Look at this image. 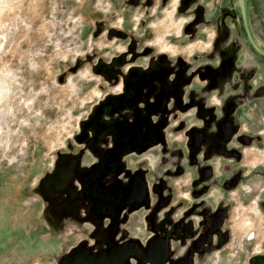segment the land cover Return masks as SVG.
<instances>
[{"label":"flooded vegetation","instance_id":"1","mask_svg":"<svg viewBox=\"0 0 264 264\" xmlns=\"http://www.w3.org/2000/svg\"><path fill=\"white\" fill-rule=\"evenodd\" d=\"M209 1L178 0L180 14L193 9L180 36L207 42L189 57L145 43L142 28L108 32L123 48L96 63L109 90L78 134L83 164L69 172L78 206L98 227L97 257L118 256L116 264H264V244L250 249L258 236L230 221L237 197L255 196V210L264 212V154L251 156L264 143L236 136L234 114L247 107L223 90L244 58L238 49L247 36L236 0L205 7ZM144 3L147 18L151 3ZM244 7L247 22L246 0Z\"/></svg>","mask_w":264,"mask_h":264},{"label":"rangeland","instance_id":"2","mask_svg":"<svg viewBox=\"0 0 264 264\" xmlns=\"http://www.w3.org/2000/svg\"><path fill=\"white\" fill-rule=\"evenodd\" d=\"M144 2L0 0V264H61L81 244L96 250L98 227L78 206L69 172L84 161V145L75 137L109 90L93 68L123 48L108 32L142 28L138 33L149 35L145 43L170 55L189 57L207 44L180 36L193 9L183 15L178 0H150L146 18ZM246 3L249 32L264 51V0ZM231 11L237 12L235 1ZM234 25L231 19V29ZM243 40L238 51L249 58L254 76L244 78V60L238 58L227 84L247 107L234 114L236 136L264 143V78L257 82L264 58ZM253 148L252 157L264 154V147ZM234 199L230 221L258 236L250 245L257 251L255 246L264 244V212L255 210V196Z\"/></svg>","mask_w":264,"mask_h":264},{"label":"water","instance_id":"3","mask_svg":"<svg viewBox=\"0 0 264 264\" xmlns=\"http://www.w3.org/2000/svg\"><path fill=\"white\" fill-rule=\"evenodd\" d=\"M236 1H237L238 6H239V9H240L241 19L243 21V26H244V30H245V33L247 36L248 43L250 44L251 48L255 51L256 54H258L259 56L264 58V51H262L260 48L257 47V45L253 42V40L250 36L248 26H247V22H246L244 0H236ZM97 67H98V65H95V67L93 68V71L97 75H99V73H98L99 71H98ZM243 88L246 89L247 87L244 86ZM224 89H226L230 92L232 91L231 87H229V86L227 88H224ZM95 109H97V106L93 107L92 113L88 119H90L92 116L95 115ZM84 123H82V125ZM82 125L80 127V130L82 129ZM77 138H78V135L75 137V143H78ZM86 245L87 244L84 243V244H81V245L77 246L76 248H74L62 260L61 264H116L117 263L118 256H113V257H108V258L107 257H97L96 254H94V250H92L90 247H88ZM98 247H99V245H97V248Z\"/></svg>","mask_w":264,"mask_h":264},{"label":"crops","instance_id":"4","mask_svg":"<svg viewBox=\"0 0 264 264\" xmlns=\"http://www.w3.org/2000/svg\"><path fill=\"white\" fill-rule=\"evenodd\" d=\"M262 17L264 19V15ZM243 60H244V62H243V73L242 74H243L244 78L247 80V79L252 78L254 76V74H253L254 69L252 70V68L249 64V61H248L249 60L248 57H244ZM263 78H264V68H262L261 73L259 74V76L257 78L258 79L257 82H260V80L262 81ZM248 115L249 114L246 115L247 118L249 117ZM255 128H256V125H255V127H253V129L255 130Z\"/></svg>","mask_w":264,"mask_h":264}]
</instances>
